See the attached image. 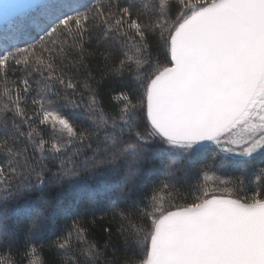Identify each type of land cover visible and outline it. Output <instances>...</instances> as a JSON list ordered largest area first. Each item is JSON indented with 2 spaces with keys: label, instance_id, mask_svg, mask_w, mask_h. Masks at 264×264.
I'll use <instances>...</instances> for the list:
<instances>
[{
  "label": "snow or ice",
  "instance_id": "snow-or-ice-1",
  "mask_svg": "<svg viewBox=\"0 0 264 264\" xmlns=\"http://www.w3.org/2000/svg\"><path fill=\"white\" fill-rule=\"evenodd\" d=\"M34 7L56 22L46 32L50 46L0 54L4 108L13 113L0 138V264H16L9 201L19 202L12 211L27 220L26 264H44L30 242L71 210L50 194L54 186L83 204L67 234L49 245L71 254V264H80L78 257L83 264L104 260L87 235L89 209L98 203L119 216L125 243L143 256L125 264H264V167L256 190L238 198L232 182L217 175L227 166L244 172L257 158L264 162V0H48ZM91 34L97 47L87 53ZM97 54L100 81L86 62ZM12 60L25 66L18 82L8 79ZM81 70L86 74L77 82ZM126 72L134 73L137 86L113 89L117 104L105 109L97 98L100 82L119 85L116 78ZM36 76L32 105L39 107L32 117L24 105ZM81 85L91 123L78 131L61 101L79 108L83 99L60 93L76 94ZM37 118L51 123V138L35 132ZM241 126L242 134H234ZM197 165L191 201L178 205L177 199L188 200L174 192L178 173ZM153 176L160 179L137 210L138 226L119 209L134 203Z\"/></svg>",
  "mask_w": 264,
  "mask_h": 264
},
{
  "label": "trees",
  "instance_id": "trees-1",
  "mask_svg": "<svg viewBox=\"0 0 264 264\" xmlns=\"http://www.w3.org/2000/svg\"><path fill=\"white\" fill-rule=\"evenodd\" d=\"M79 2L88 4L91 3L92 0H79ZM55 23V21L48 22L45 11L38 8L28 14L15 18L13 21L0 28V54L7 55L9 51L14 52L15 47L24 48L33 44L38 45L39 47L50 46L46 32L51 27L55 26ZM5 36L8 38L7 43L11 46L7 49L4 48ZM96 47V37L94 34H91L90 37L86 38L87 53L93 52ZM156 55V52H153L154 58ZM86 62L90 66V70L96 76V80L100 81V73L103 70V57L98 54L93 56L86 55ZM24 68V65L17 66L15 65L14 60L10 61L8 79L13 82H18L22 78ZM74 72L75 70H73V73ZM81 73V75L75 76L77 82L81 81L83 79V75L86 74L83 70H81ZM37 80H39L38 76L31 81L33 91L25 97L27 103L24 107L26 108L28 115L32 117L35 116V111L39 107L38 105H32V100L38 99L36 92L40 86L37 84ZM116 80L119 81V85L110 78L100 82V95L97 98L100 101L101 106L105 109H111L117 104V102L112 99V96L115 94L113 89L122 87L123 85H127L129 88H135L137 86L134 73L126 72L123 78L117 77ZM81 91L82 85L81 88L77 89L76 94H73L71 90L67 93L61 90L60 93L61 96L67 95L70 99L74 98L78 102L83 99V103L79 108H73L70 104H66L64 101H61L62 104H65L62 114L71 118L70 122L74 124L78 131L87 129L91 123L88 120L87 115L88 94L85 92L83 98H81L79 95V92ZM2 94L3 83L0 81V138H3L4 136L5 122H7L10 127L13 117V113L4 108L6 98L3 97ZM23 131H25V133L29 131L26 124L23 126ZM35 132H38L45 139H49L53 135L52 125L51 123L40 125L37 118ZM233 133L241 135L242 126L234 129ZM149 143L151 144V142ZM92 146L95 147V144ZM152 147L154 148L156 145L152 144ZM84 151L87 155H91V152L86 147ZM2 155L3 153L0 152V156ZM233 159H236V157H233ZM45 163L49 162L46 160ZM58 164L59 161L57 160L56 165L58 166ZM49 167H52L50 163ZM200 167L201 165H197L195 169L189 171L187 174L184 172L178 173L179 183L175 185L174 192L178 193L180 197H188V200L177 199L175 203L178 205H183L184 203L191 201L193 186L198 181L196 172ZM261 167H264V162H262L260 158H257L251 167L244 172L237 167L227 166L222 171L217 172V175L224 181L232 182V186H234L236 190L233 198H238L245 195H251L256 190V174ZM53 170L55 169L53 168ZM159 179V176H153L137 191L136 197H134V203L129 202L128 205L122 206L121 209H119L120 211H125L126 214H130L132 216V223L139 226V221L136 219L137 210L144 207V204L146 203L145 197L151 196L152 187L155 183H158ZM212 190L213 189L211 188L209 189V191ZM50 194L54 199L58 200L61 204L66 205L71 210L67 213L61 214L54 222V227L52 229L42 233L41 238L31 241L30 243L35 244L37 247V254L42 258L44 264H55L57 261H64L65 264H71L73 259L71 254L67 256L59 255L57 250L54 247H49V245L52 244L53 241L57 240L58 235L67 234L73 224V221L78 218L83 204L77 199L75 193L64 190V186L51 187ZM18 204L19 202L12 203L9 201L7 224L9 228L15 230L18 235V243L13 250V256L16 260V264H26L23 254L28 250L24 243V227L27 224V220L12 211L18 206ZM89 211L90 214L87 217L88 239L97 243V245L101 247L105 253L104 260L100 261L99 264H106V262L107 264H125L126 259L129 257L135 259L143 258L142 255L137 256L136 251L133 250L131 245L125 243L124 236L118 231L120 228V218L117 216L114 219L112 211L109 207L105 204L98 203L95 207L90 208ZM124 224L127 226L128 221H124ZM76 244H78V242H74V247ZM78 259L80 260V264H83V257H78Z\"/></svg>",
  "mask_w": 264,
  "mask_h": 264
},
{
  "label": "water",
  "instance_id": "water-1",
  "mask_svg": "<svg viewBox=\"0 0 264 264\" xmlns=\"http://www.w3.org/2000/svg\"><path fill=\"white\" fill-rule=\"evenodd\" d=\"M48 0H0V28L17 17H21L37 9L35 5L46 3ZM4 5L10 7L5 9Z\"/></svg>",
  "mask_w": 264,
  "mask_h": 264
},
{
  "label": "rangeland",
  "instance_id": "rangeland-1",
  "mask_svg": "<svg viewBox=\"0 0 264 264\" xmlns=\"http://www.w3.org/2000/svg\"><path fill=\"white\" fill-rule=\"evenodd\" d=\"M220 178V180H223L221 177H219Z\"/></svg>",
  "mask_w": 264,
  "mask_h": 264
}]
</instances>
